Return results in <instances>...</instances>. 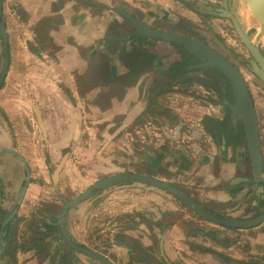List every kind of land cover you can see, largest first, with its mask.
Returning a JSON list of instances; mask_svg holds the SVG:
<instances>
[{
	"label": "crops",
	"instance_id": "0c3cea01",
	"mask_svg": "<svg viewBox=\"0 0 264 264\" xmlns=\"http://www.w3.org/2000/svg\"><path fill=\"white\" fill-rule=\"evenodd\" d=\"M92 1L95 6L77 0H4L11 66L0 91V153L18 152L31 172L30 183L26 185L22 160L12 153L0 156V224L8 219L4 264H101L71 250L68 259L63 257L64 246L58 233L61 206L56 199L57 187L55 190L51 185L54 168L64 150L74 151L58 179L64 192L65 184L74 181L72 173L77 165L95 171L88 179H81L86 183L95 181L94 174L120 171L105 157L108 146L94 141V128L97 123H111L108 128L114 127L118 135L130 127L145 109L146 94L141 85L151 78L148 75L151 71L140 76L120 62L122 51L137 49L142 41L116 9L133 15L141 12L142 20L151 23V16L157 17V12L166 16L172 3L171 0ZM118 37L128 40L110 48ZM83 50H87L86 55ZM157 85L149 90L156 93ZM94 151L98 152L96 156L91 154ZM129 189L132 190L117 187L70 211L67 228L72 238L103 254L113 264H161L162 242L170 259H184L187 264H202L198 254L196 259L191 256L195 253L190 249L192 243L204 245L206 255L218 258L224 250L233 251L237 245L239 237L233 236V232L204 230L197 218L162 194L152 191L151 197L146 198L151 205L138 206L135 192L139 189ZM218 195L226 204H233L229 212L238 217L249 207L261 208V201L264 202V198L260 200L256 195L251 199L244 186ZM99 199L101 206L94 208ZM34 223L38 229L36 239L31 240L34 231L30 225ZM108 235L111 242L108 249L103 246L107 250L103 252L98 240ZM203 240L208 243L202 244ZM255 241L264 243V235ZM209 244L212 248L207 247ZM211 257H205L204 261L218 264ZM228 257L236 263L243 259Z\"/></svg>",
	"mask_w": 264,
	"mask_h": 264
},
{
	"label": "rangeland",
	"instance_id": "374dc122",
	"mask_svg": "<svg viewBox=\"0 0 264 264\" xmlns=\"http://www.w3.org/2000/svg\"><path fill=\"white\" fill-rule=\"evenodd\" d=\"M193 5L197 8L206 10V11H215V9L223 10L224 0H189ZM228 3L229 11L235 16L237 19L241 29L250 36L252 43L257 46L262 52H264V27H262L259 22L252 16L251 12L246 10L245 0H226ZM172 6H170L168 13L166 16L157 12V17L151 16L149 20L151 23L159 27L161 29L179 32L196 39L202 41H208L215 47H218L222 52L226 54L228 58L234 61L239 66L242 62H248L250 60V53L243 45L241 39L235 31V28L232 22L225 18H205L197 14L191 8L179 3L177 1L171 0ZM173 6H178V9ZM122 9V8H120ZM124 10V9H122ZM181 11V12H180ZM136 16L143 17L142 13H136ZM1 42V36H0ZM173 51V50H172ZM1 53V48H0ZM239 57L240 61L236 60V57ZM170 60H173L175 56L169 54ZM241 62V64H239ZM2 67V58L0 57V69ZM246 77L249 80L252 91L254 92V97L257 102L258 109L261 111V114L264 115V84L255 82L251 73L248 70L244 69ZM211 79L215 78V76H210ZM208 79V78H206ZM216 79V78H215ZM185 92L187 93V97L176 99L173 101H168L164 104V107L169 110V112H165L166 114L163 116L153 117V120L145 121L144 117H139L136 119V130H138V134H135V130H132L130 127L125 128L120 134L115 135V128L109 127L108 124L111 123H97L94 128L93 137L95 138V142H101L106 144L107 149L105 150L106 158L110 159L111 162L115 163L116 170H120L119 172L115 171L110 174H94L95 181L84 182L81 179H88L91 173H94L93 168H88L83 165H77L75 167V171L72 173L74 181L70 183H66L65 192L63 196L67 198L73 199L74 197L80 195L84 190L95 184L96 182L102 180L103 178L110 176L116 173H141L145 175H150L154 177H163L167 179L170 183L180 186L187 191V193L193 195L195 199H200L207 207V209L216 210L218 212H222L225 215L231 214L229 209L232 208L233 204H223L219 203L212 196H217L219 192L227 188L224 187L223 184H214L211 181L206 182V175L211 174L212 176H216L218 173L217 167H213L212 170H209L208 167L201 164L198 155V158L193 157V153L195 148L199 145L196 142V138L194 135V131L198 129V118L203 116V112L209 111V107L207 108H199L197 105H205V99L203 98V94H205L204 90H202V94L199 90H196L193 86H185ZM197 92L201 94L202 97L199 98ZM190 95L191 97H188ZM193 98V99H192ZM195 100V101H194ZM201 102H197V101ZM197 104H196V103ZM195 103V104H194ZM208 103V102H207ZM196 105V106H195ZM196 107V108H195ZM217 109V108H216ZM211 111V110H210ZM213 114V111H211ZM264 118V116H263ZM134 121V122H135ZM152 121V122H151ZM102 122V121H100ZM145 122V124H144ZM152 124H148V123ZM199 122V121H198ZM179 123L183 131L185 141L176 142L172 141H157V137L153 131L154 128H164V130L174 129L176 130V124ZM144 124V125H143ZM143 125V126H142ZM146 125V126H145ZM141 126V127H140ZM134 127V126H133ZM140 127V128H139ZM154 129L152 131L148 130V128ZM148 130V131H147ZM262 133L264 135V120L262 124ZM104 134V135H103ZM156 137H154V135ZM159 135V134H158ZM174 133H170L172 137ZM117 140V142H116ZM119 141V143H118ZM185 143V144H184ZM109 144V145H108ZM117 144V147H116ZM119 146V148H118ZM201 149L208 154V146H200ZM116 148V149H115ZM115 149V151H114ZM155 152V156L151 154V151ZM91 153V152H90ZM97 151L92 152L91 154L94 156L97 155ZM101 153V152H99ZM236 157H233V159ZM152 159V161L150 160ZM114 160V161H113ZM151 161V162H150ZM208 169L209 171H207ZM71 171V170H70ZM208 172V173H207ZM71 173V172H70ZM125 186L129 191L132 189L129 188H137L135 196L136 202L138 206L146 207L150 203L146 198L151 197V192H156L159 194H164L159 190L135 183H128ZM216 186V187H215ZM60 188V187H58ZM114 187L112 189H115ZM104 191L99 193V196L102 194H106ZM94 198H97L96 196ZM252 199V198H251ZM248 202V205L251 202ZM93 200V198L91 199ZM86 201L87 203L90 202ZM98 200V199H97ZM101 200L95 201L94 208L101 206ZM173 201V200H172ZM176 202V201H174ZM151 205V204H149ZM152 207H154L152 205ZM189 214L194 217L196 220L202 224L204 230H212L218 229L223 231L233 232V236H238L239 240L237 245L234 247L233 251H226L225 253H229L233 256L243 257V262L248 263H258L264 264V243H254L255 240L258 239V236L264 235V223L256 228L246 230H227L221 227L209 224L199 219L197 216L193 214L192 211L187 210ZM247 212V209H246ZM246 212L241 214L244 217ZM255 213V212H254ZM250 214L251 216L254 215ZM241 217V219H243ZM249 216H245L248 218ZM109 234V232H108ZM243 239H240V238ZM99 241V249L104 245H100L102 240ZM111 242V237L108 235V238L105 239V244H109ZM208 243V241L203 240V243ZM248 242V243H247ZM201 246V245H200ZM204 246V245H202ZM207 247L212 248V245L209 244ZM66 250L68 248L65 246ZM69 251V250H68ZM194 254L191 256L196 259V255L198 254L199 261H202V264H210L207 261H204V258L211 257V255H206V253L201 252L200 250H193ZM67 252V251H66ZM171 253V252H170ZM227 253V254H228ZM161 257V256H160ZM212 258V257H211ZM246 259V260H245ZM172 264H187L184 259H171ZM129 263V262H128ZM12 264V263H9ZM163 264V262H161Z\"/></svg>",
	"mask_w": 264,
	"mask_h": 264
},
{
	"label": "flooded vegetation",
	"instance_id": "af4514ba",
	"mask_svg": "<svg viewBox=\"0 0 264 264\" xmlns=\"http://www.w3.org/2000/svg\"><path fill=\"white\" fill-rule=\"evenodd\" d=\"M175 1L179 2L178 0H175ZM179 3H181V2H179ZM222 7L224 10V4L222 5ZM2 10H3L2 21H4V24L6 27V23H5V19H4V0H3ZM215 11H218V9H215ZM131 15L134 16L136 19L144 22L141 17L133 15V14H131ZM199 15L203 16L205 18L215 17V16H211V15H202V14H199ZM215 18H218V17H215ZM124 20H126V19H124ZM127 22L132 26L133 30L135 31L136 36L139 38L140 41H142V43H141V46H139L137 49L131 48L130 52L128 51V53H125V51H122V53L119 55L120 62L122 64L125 63V65H128L131 68L135 69L139 73L140 76H142L144 74L143 72H145V71H149V70L151 71L150 72L151 74H148L151 76V78L147 82H143L141 85L142 91H144V93L146 94L145 101H144L145 109L142 112V114L140 116H138L136 119H138L139 117H144L145 121H147V120H153V117L158 118L159 116L161 117V116L165 115L166 114L165 112H169V110L164 107L165 103H167L168 101H173V100L180 99V98L185 99L187 97V93L185 92L186 91L185 90L186 85H188L190 87L191 86L195 87V89L199 90L201 94H202V90H204L205 94H203L204 95L203 98L205 99V101H204L205 105H203V107H201V105H199L200 104L199 102H201V101L198 100L197 102L199 104L197 106L199 108L209 107L210 109L207 108V110H209V111L203 112V116H200L198 118V121H199V122L197 121L198 129L193 132L195 135L196 141H197L196 143L199 144L194 150L193 157L194 158L199 157L201 164H204V166L208 167L209 170H212L213 167L219 168L216 176H212L211 174L205 176L206 179H209V181H211L212 183H214L216 185H217L216 181L218 182V185L225 183V184H223V186L224 187L226 186L227 188L222 189L219 192V194L225 190L229 191L230 189L239 188V187L241 188L242 186H244V189H246V192H247V194L250 195V198H254V195L258 196V198L260 200H261V198H264V182L257 181L255 179L254 171L252 168V162H251L249 151H248V144H247V139H246L243 124H242V122H239V121L234 123L232 116H231L232 112H231L229 104H233L235 99L233 96L232 86H231L230 82L228 81V79L226 77H224V75L221 72H219L215 69L197 67L198 65L201 64V62L198 59H196L194 56H190L188 54V52L180 46L168 44V43L153 40V39H147V38L140 36L138 34L136 27L133 24H131L129 21H127ZM144 23H146L147 25H149L155 29L161 30V31H169V30H165V29H161L159 27H156L152 23H147V22H144ZM232 24H233V22H232ZM6 31H7V29H6ZM171 32H174V31H171ZM174 33H179V32H174ZM179 34H182V33H179ZM7 35H8V33H7ZM182 35H185V34H182ZM186 36H188V35H186ZM189 37H191V36H189ZM192 38H194V37H192ZM194 39H196V38H194ZM8 40H9V36H8ZM127 40H128L127 37H118V39H116L115 41L112 42V46H110V48L111 47H119L120 41L126 42ZM196 40L207 44L208 46L212 47L214 50L219 52L224 58H226L229 62H231L235 67H237L238 70L244 76L245 81L247 82V84L250 87V91H251V94H252V97L254 100V104H255V109H256V114H257L258 124H259L260 143H261L262 155H263V159H264V135H263L262 130H261L263 120H264V118H263L264 115H262L261 111L258 109L257 102H256V99L254 97V92L252 91V88L250 86L248 78L246 77L244 69L248 70V72L252 74L253 78L255 79L254 80L255 82L257 81V82L262 83V84H264V83L252 72V68L254 66V63L252 61L251 55H250V60L247 63L242 62V64H241V62H239V64H241L239 66L234 61H232L230 58H228L224 52H222L220 49H218V47H215L214 45H212L208 41H202L199 39H196ZM8 47H9V58H10V64H9V68H8V73H9L10 66H11L10 40H9ZM82 53H83V55H86L87 50H83ZM169 54H171L172 56H175V58L173 60H170ZM0 57H1V53H0ZM236 58H237L236 60L240 61L238 56ZM178 63H182V65L179 66L177 68V70L171 71L170 66L175 67V65ZM1 70H2V67L0 69V74H1ZM8 73H7V76H8ZM129 75L123 76L122 77L123 80L128 79ZM155 75H158V77ZM7 76H6V79H7ZM210 76H212V77L215 76L216 79L215 78L211 79ZM152 77H153V79H152ZM137 78H139V77L136 75V79ZM206 78H208V79H206ZM6 79H5V81L1 87L0 91L3 89L5 82H6ZM155 83H158L157 86L159 88H157L156 93H153L149 89ZM200 93L197 92V95L199 96V98H197V99H200V97H202ZM188 97H191V96L188 95ZM176 101H178V100H176ZM210 110L213 111V114ZM134 121L131 124L132 130L134 129L135 134H138V130H136V122L137 121H135V122ZM151 122L148 124H152ZM211 122H213V124H211ZM144 124H145V122H144ZM131 126H130V129H131ZM146 128H148V127H146ZM150 128H148V130L152 131L155 129L153 132L154 133L158 132L157 134H155L157 137V141L167 140L170 142L172 140H175L176 142H179L178 141L179 139L182 142L185 141L184 140L185 136L183 134H181V132L183 131V128H181L179 123L176 124V128H177L176 130H174V129L173 130L172 129L164 130V128H154V129H150ZM209 128H211L212 133L209 131ZM170 133H174V135L171 137ZM155 135H154V137H155ZM156 137H155V139H156ZM201 145L208 146V151H209L208 154H206L201 149V147H200ZM5 151H7V150H5ZM5 151H3V152H5ZM73 154H74V151L72 149L68 148V149L64 150L62 152V154L59 156L54 170H56L58 168V166H60L62 161H64L63 166H65L66 161ZM151 154H152V156L153 155L155 156V152L153 150L151 151ZM196 155H198V157ZM45 156H46L47 163H50V156H49L48 150H46ZM233 157H236V159L235 158L233 159ZM150 160L152 161V159H150ZM27 168L29 170L30 180H31V172H30V168L28 165H27ZM63 169H64V167H63ZM206 170L209 171L208 169H206ZM61 172H60V174H61ZM116 174H118V173H116ZM137 174H141V173H137ZM112 175H114V174H112ZM148 176H150V175H148ZM152 177H154V176H152ZM155 178H158L164 182H167V183L171 184L172 186L176 187L177 189L185 192V190H183V188H181L180 186L175 185L173 183H170L169 181H167V179H165L163 177H155ZM258 178L260 180L264 179V168H263L262 172L260 174H258ZM220 179L223 180L222 183H221ZM30 180H29V183H30ZM100 181H98V182H100ZM130 183H132V182H130ZM125 184H128V183H124V184H121V185H118L115 187H123L122 185H125ZM135 184H140V183H135ZM51 185L53 186V188L55 190L57 187L56 199L60 203V206H61V209L59 211V221H60V216H61L62 210L65 206V203L59 197L58 190L60 191L62 197L66 198L67 200H73L74 198L80 196L83 192H85L87 189H89L91 187L90 186L89 188L84 190L80 195L74 197L73 199H70V198H67L66 196H63L64 193L61 191L60 188H58V187H60L59 182H58V184L55 185V181H54L51 183ZM142 185H145V184H142ZM146 186H149V185H146ZM149 187H152V186H149ZM152 188H154V187H152ZM155 189H157V188H155ZM157 190L164 193L162 195L170 198V200H173V202L176 201L175 203L180 208L192 211L191 209L186 207L184 204H182L179 200L172 197L170 194H168V193H166L160 189H157ZM251 192H253V193H251ZM185 193L188 194L190 197H192L194 200H196L198 203H200L206 210H208L212 213H215L219 217H232V218H239V219H241V217H242L241 215L239 217L234 216L232 214V212H231V214L225 215L222 212L220 213L216 210L207 209V207H205V205H203V203L200 199H195L193 197V195L187 193V191ZM95 196L96 197L99 196V193L96 194ZM94 197H93V199H94ZM212 197L214 199H216V201H218L219 203L224 204L226 202V201L222 200L221 198H219V195H217L215 197L212 196ZM91 199H89V200H91ZM89 200H87V201H89ZM83 203H81L80 205H82ZM250 204H252V201L250 202ZM250 204H249V206H250ZM262 204H263V206H261V208H260V206H255L254 209H251L249 207L247 209V212H246V210L244 211V212H246L245 214H247L245 216H249V217L245 218V216H244L242 218L243 219H255V218H258L259 216L263 215L264 214V202L261 201V205ZM72 210H75V209H72ZM72 210H69L68 214ZM253 213H254V215L251 216L250 214H253ZM199 219H201V218H199ZM67 220H68V216H67ZM206 223H208V222H206ZM32 225L33 226L30 225V228L32 231H34V233L31 235V240H34V239H36L35 235L37 233L36 231L38 229L37 228L38 226L35 223ZM58 225H59V232L58 233H59L60 238H61L60 241L64 246V247H62L63 257L65 259H68V255H67L68 250L69 251L71 250V251L76 252L77 254L83 255L82 253L77 252L76 250H74L72 247L69 246V244L67 243V241L65 240V238L63 237V235L61 233L60 223ZM66 228H67V223H66ZM227 230H229V229H227ZM67 231H68V228H67ZM7 234H8V219L4 222V224L3 223L0 224V250L1 249L3 250L2 254L0 255V264H4L3 257H4V253L6 252ZM69 234H70V232H69ZM70 237L72 238L71 235H70ZM106 238H108V236L105 237V239ZM105 239L102 240L100 245L101 246L104 245L108 249L110 243L105 244ZM72 240L76 244H78L73 238H72ZM1 241L5 242V248L2 246ZM22 241H24V240H22ZM136 242H138V240H136ZM78 245L82 248H87V247L82 246L80 244H78ZM65 246L68 248V250H66ZM205 248H206L205 246H200V245H196L193 243L190 244V249L200 250L203 253H207ZM20 249H21V247H20ZM87 249H89V248H87ZM100 250L103 252H107V250L102 249V247L100 248ZM92 251H94V250H92ZM226 251H228V249ZM226 251L224 250L223 252H226ZM99 254H101V253H99ZM208 254H211V253L208 252ZM222 254L223 255H221L219 258L213 254H211V255H212L213 260H215L216 263H218V264H247V262L245 263V262H243V260L238 261L236 263V261H234V260L230 259V257H228L231 255L229 253L228 254L226 253L227 256L225 255V253H222ZM101 255L104 256L103 254H101ZM104 257L107 258L106 256H104ZM168 257L169 256L166 255L165 250H164V246H163V242H162L161 259H162L163 264H172L170 261L171 260L170 257L169 258ZM89 259H91V258H89ZM152 259H156V257H152ZM248 264H258V263H248Z\"/></svg>",
	"mask_w": 264,
	"mask_h": 264
},
{
	"label": "water",
	"instance_id": "95a60500",
	"mask_svg": "<svg viewBox=\"0 0 264 264\" xmlns=\"http://www.w3.org/2000/svg\"><path fill=\"white\" fill-rule=\"evenodd\" d=\"M81 3L95 6V3L92 0H77ZM185 6L191 8L198 14L202 15H211L218 18H225L231 20L233 22L234 28L236 33L238 34L239 38L241 39L244 46L249 51L254 66L252 68V72L264 83V53L255 46L250 36L247 35L240 27L237 19L235 16L229 11L228 3L224 1V10L218 11H206L197 8L193 5L189 0H178ZM252 16L259 22V24L264 27V0H245ZM3 0H0V35H1V58H2V70L0 74V89L6 79L8 68L10 64L9 58V40L6 31V27L4 21H2L3 15ZM117 13L122 16V18L129 21L133 24L138 34L147 39H153L161 42H165L172 45H177L184 48L190 56H194L198 59L201 64L197 67L199 68H210L215 69L221 72L224 77L228 79L232 86L233 96H234V103L229 104L231 109V116L233 122H242L247 144H248V151L250 155V159L252 162V168L254 171V176L257 181H262L258 178V174H260L264 168V159L262 155L261 143H260V133H259V124L258 118L256 114L254 100L250 91V87L245 81L244 76L235 67L231 62H229L226 58H224L219 52L214 50L212 47L208 46L207 44L198 41L192 37L182 35L179 33H174L171 31H161L155 29L146 23L136 19L130 13L126 12L122 9H116ZM5 153H12L16 155L18 158L22 160L25 164L26 168V185H28L30 180L29 170L26 165L25 159L16 151L14 150H7L5 152L0 153L2 156ZM64 161L58 166L55 170L53 175V179L55 181V185L58 184V179L60 172L63 169ZM140 183L152 186L154 188L160 189L168 194H170L175 199L179 200L182 204L192 210V212L201 218L203 221L208 222L212 225L229 229V230H249L256 228L264 223V214L259 216L255 219H239V218H232V217H219L215 213H212L206 210L200 203L194 200L185 192L177 189L176 187L172 186L171 184L164 182L158 178L144 175V174H137V173H118L114 175L107 176L100 182H97L85 192H83L80 196L74 198L73 200H67L66 198L62 197L60 191L58 190V195L61 200L65 203V206L62 210L60 216V228L61 233L70 247H72L77 252L82 253L83 255L91 258L93 260L101 262V264H113L110 260L99 254L98 252L92 251L87 248H82L78 244H76L72 238L70 237L69 232L66 228L67 223V216L69 210L76 209L81 203L93 198L96 194L107 191L115 186L124 184V183ZM26 191V186L23 188L18 203L20 204L22 198L24 197V193ZM2 246L5 248V242L1 241ZM3 250H0V255L2 254Z\"/></svg>",
	"mask_w": 264,
	"mask_h": 264
},
{
	"label": "trees",
	"instance_id": "16d2710c",
	"mask_svg": "<svg viewBox=\"0 0 264 264\" xmlns=\"http://www.w3.org/2000/svg\"><path fill=\"white\" fill-rule=\"evenodd\" d=\"M182 65V63H178V64H176L175 65V67L174 66H170V70L172 71V70H177V68L179 67V66H181ZM209 120V119H208ZM214 122V121H213ZM213 122H211V124H213ZM209 131L211 132L212 130H211V128H209ZM212 133V132H211Z\"/></svg>",
	"mask_w": 264,
	"mask_h": 264
},
{
	"label": "bare ground",
	"instance_id": "6f19581e",
	"mask_svg": "<svg viewBox=\"0 0 264 264\" xmlns=\"http://www.w3.org/2000/svg\"><path fill=\"white\" fill-rule=\"evenodd\" d=\"M244 3H245V6H246V7H245V8H246V10L250 12V9H249V7H248V5H247L246 1H245Z\"/></svg>",
	"mask_w": 264,
	"mask_h": 264
}]
</instances>
